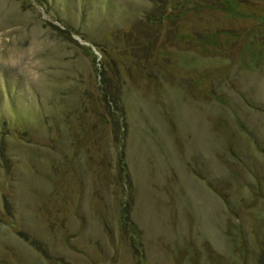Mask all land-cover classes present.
Returning <instances> with one entry per match:
<instances>
[{
	"label": "rangeland",
	"instance_id": "obj_1",
	"mask_svg": "<svg viewBox=\"0 0 264 264\" xmlns=\"http://www.w3.org/2000/svg\"><path fill=\"white\" fill-rule=\"evenodd\" d=\"M0 264H264V0H0Z\"/></svg>",
	"mask_w": 264,
	"mask_h": 264
},
{
	"label": "trees",
	"instance_id": "obj_2",
	"mask_svg": "<svg viewBox=\"0 0 264 264\" xmlns=\"http://www.w3.org/2000/svg\"><path fill=\"white\" fill-rule=\"evenodd\" d=\"M39 1V0H38Z\"/></svg>",
	"mask_w": 264,
	"mask_h": 264
}]
</instances>
